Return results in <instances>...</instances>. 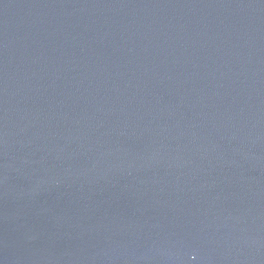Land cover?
<instances>
[{"label":"water","instance_id":"water-1","mask_svg":"<svg viewBox=\"0 0 264 264\" xmlns=\"http://www.w3.org/2000/svg\"><path fill=\"white\" fill-rule=\"evenodd\" d=\"M0 264H264V0H0Z\"/></svg>","mask_w":264,"mask_h":264}]
</instances>
